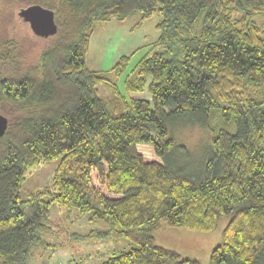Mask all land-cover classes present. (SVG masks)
Returning <instances> with one entry per match:
<instances>
[{
  "label": "trees",
  "instance_id": "trees-1",
  "mask_svg": "<svg viewBox=\"0 0 264 264\" xmlns=\"http://www.w3.org/2000/svg\"><path fill=\"white\" fill-rule=\"evenodd\" d=\"M10 3L52 9L57 32L43 37L34 64L18 39L0 35V112L8 118L0 137V264H29L31 249L47 244L52 204L101 220L100 237L136 243L98 264H199L157 245L152 233L163 225L208 233L222 217L228 222L210 264H264V23L251 19L264 0ZM134 13L160 15L159 49L124 82L149 98L121 95L105 71L86 65L96 24ZM128 58L109 71L119 76ZM103 83L121 100L109 105ZM115 105L118 114L109 110ZM187 124L210 138L205 162L191 173L179 168L176 150L185 148L171 135ZM47 161H57L50 186L22 196L27 170Z\"/></svg>",
  "mask_w": 264,
  "mask_h": 264
},
{
  "label": "rangeland",
  "instance_id": "rangeland-1",
  "mask_svg": "<svg viewBox=\"0 0 264 264\" xmlns=\"http://www.w3.org/2000/svg\"><path fill=\"white\" fill-rule=\"evenodd\" d=\"M13 1V0H12ZM16 3L10 0H0V35L18 39L25 48L27 64L37 62L46 38L37 37L31 31L29 24L19 19ZM20 10V9H19ZM18 10V11H19ZM160 15L140 20L139 13H134L124 20L111 19L96 24L91 35L90 48L86 55V65L90 69L105 71L111 82H116L121 95L134 98H149L148 92H127L125 79L132 76L137 62L159 49L155 44L159 36L156 23ZM251 19L258 24L264 23V12L255 13ZM129 56L122 73L115 77L109 71L118 58ZM100 95L109 105L121 100L108 84L99 86ZM264 98V84L260 93ZM109 107L113 114L120 113V108ZM209 131L199 125L187 124L171 128V135L177 146L178 166L181 169L195 170L205 162L210 149ZM57 161H47L27 170L21 187V195L29 191L49 187ZM65 209L51 205V230L45 234L46 245L35 246L30 251L29 264H98L107 257L120 251L134 247L136 243L127 239L113 240L110 237H100L96 229H104L106 225L101 220L79 218L76 211L66 215ZM228 222V217H222L218 225L210 232L192 231L163 225L152 236L157 245L172 249L183 258L195 259L199 264H210L212 249L221 242L222 230ZM91 230H94L88 235Z\"/></svg>",
  "mask_w": 264,
  "mask_h": 264
},
{
  "label": "water",
  "instance_id": "water-1",
  "mask_svg": "<svg viewBox=\"0 0 264 264\" xmlns=\"http://www.w3.org/2000/svg\"><path fill=\"white\" fill-rule=\"evenodd\" d=\"M19 16L29 24L31 31L41 37H48L57 32L55 14L52 9L40 4H31L18 11ZM8 125V118L0 112V137Z\"/></svg>",
  "mask_w": 264,
  "mask_h": 264
}]
</instances>
